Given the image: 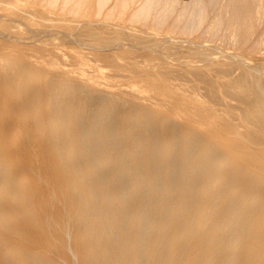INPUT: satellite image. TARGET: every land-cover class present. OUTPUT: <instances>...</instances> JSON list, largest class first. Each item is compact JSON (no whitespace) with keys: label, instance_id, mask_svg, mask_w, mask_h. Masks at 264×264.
<instances>
[{"label":"bare ground","instance_id":"bare-ground-1","mask_svg":"<svg viewBox=\"0 0 264 264\" xmlns=\"http://www.w3.org/2000/svg\"><path fill=\"white\" fill-rule=\"evenodd\" d=\"M259 1L0 0V264H264Z\"/></svg>","mask_w":264,"mask_h":264},{"label":"rangeland","instance_id":"rangeland-1","mask_svg":"<svg viewBox=\"0 0 264 264\" xmlns=\"http://www.w3.org/2000/svg\"><path fill=\"white\" fill-rule=\"evenodd\" d=\"M185 1H187V0H185ZM261 1V2H260ZM259 1V5H258V7H257V9H259L260 11H261V14H260V16H261V18L262 19H264V0H260ZM260 6V7H259ZM262 8V9H261ZM216 14H214V19H213V21L214 22H216L217 21V19H219L220 18V16L218 17V16H215ZM262 34V35H261ZM260 34V36L261 37H264V33H261ZM191 35V36H190ZM190 35H187V36H190V37H194L193 36V34H190ZM186 36V37H187ZM197 36V35H196ZM196 36L194 37V38H196ZM203 39H206L205 37H203L202 38V36L200 37V41H202L203 43L204 42H206V43H211L210 41H207V39L206 40H203ZM264 39V38H263ZM210 40V39H209ZM57 41L58 42H60V45H59V48H58V50L57 51H59L60 53H61V55L60 56H58V55H56L55 56V58H54V60H55V62L57 63V66L59 67L62 63H66L67 65H74V62H76V61H82V60H85V57H83V55L82 54H89V53H87L88 51L87 50H85V51H87V52H85V53H81V52H84V49H82V51L80 50V48H78L77 49V51L79 50V52L81 53V54H79L77 51H76V48L75 49H72V48H68L67 46H65V45H63L62 43H63V41L61 40V39H57ZM197 42H199V41H197ZM196 44V43H195ZM212 44H214V45H216V46H218V51L217 52H215V54L217 55V56H220V54H219V52H224V51H226V50H229V51H231V49L233 50V48L234 47H232V46H229L227 43H223V42H221V40H217L216 42H214V41H212ZM9 50H7V49H5V51L4 52H12V51H14L15 49H12V48H8ZM7 50V51H6ZM10 50H12V51H10ZM23 50L25 51V52H27V53H29V54H36L37 56H42L41 54H40V52H38L36 49H34V48H32V47H28V46H26V47H24L23 48ZM261 53L263 54V57H264V47H263V49H262V51H261ZM1 54V53H0ZM15 54V53H14ZM246 54L248 55V56H252L251 55V53L250 52H246ZM90 55V54H89ZM187 55V51L185 50V49H182L181 50V56L182 57H184V56H186ZM48 56H44V58L46 59ZM89 57H91V56H89ZM54 62V61H53ZM86 62V61H85ZM85 62H84V64L82 63V67L84 68L85 67V69H89V71L90 70H93V68H92V66L90 65V63H88V64H85ZM56 63H53V64H56ZM260 63H262V64H264V59H262V60H260ZM52 66H56V65H52ZM56 66V67H57ZM190 78H185L184 77V79H185V81H184V84H187L188 85V88L190 87H194V86H201L202 85V87H204L205 86V84L203 85V82L202 81H196L195 80V78L192 76V75H188ZM117 79H119V78H117ZM188 79H189V81H188ZM102 81H105V79H103ZM191 81H193L194 83H195V81H196V85H194L193 86V84L194 83H192ZM105 82H108V81H105ZM189 84H188V83ZM199 83V84H198ZM191 84V85H190ZM190 85V86H189ZM122 88H125L126 86L125 85H123V86H121ZM187 87V86H186ZM186 87H184L183 88V92H185L184 94L186 95V97L187 96H189V93H191V91H192V93H193V91H194V93H193V95L196 93L195 92V90H190V88L188 89V88H186ZM202 87H200V91L199 90H197V94H200V95H196V96H193L192 95V93H191V96H189V97H187V99H188V101L187 102H189L190 101V103H192V104H195L194 102L196 101L197 102V100H196V98H198V99H200V101H204L203 103L205 104V103H207L208 105H206V106H214L215 108H217L218 107V109L219 110H217V114L216 115H214V117H215V119H220V120H224V119H226V118H228V119H232L233 117H234V114L235 113H238L240 110H238V109H231V110H229V111H224V110H220L221 108H223V105H222V102L220 101V103L221 104H219L218 103V101H216L215 102V100L214 99H212V101L214 100V104L215 105H219V106H215L213 103H212V101H210L211 99H207V96H205L204 94H203V92H204V90H202V89H204V88H202ZM182 89V88H181ZM181 89H180V91H181ZM192 89H194V88H192ZM185 90V91H184ZM186 90H188L189 91V93H187V91ZM145 93V91H143V94ZM203 94V95H202ZM145 95L147 96L148 95V93L146 92L145 93ZM222 96H223V94H222ZM192 97V98H191ZM190 98V99H189ZM201 98H203V99H201ZM223 98H226L227 100L229 99L230 101H231V103H233V104H235V105H241L240 104V101L238 100V101H236L237 99L235 98L234 99V97H227L226 95H224L223 96ZM232 98H233V100H232ZM194 101H193V100ZM235 100V101H234ZM209 101H210V104H209ZM239 102V103H238ZM146 103H148V102H146ZM213 105H212V104ZM225 103V102H224ZM202 104V103H201ZM232 104V105H233ZM197 105H198V102H197ZM221 105H222V107H221ZM234 105V106H235ZM154 106V105H153ZM152 106V107H153ZM9 107H10V110L9 111H7L6 113H5V115H6V124L4 125V126H6V125H8L9 127H10V129L11 130H13V134L14 135H12L11 137H8V145L10 146V149H16V148H14V146L16 147H18L19 146V142H20V145H22V143H24V138L25 137H29V135H25V131H24V128H23V130L21 129L22 127H21V125H23L27 120H28V117H27V115H25V113L23 112V111H21V109H18V108H16L15 106H14V104L13 105H9ZM156 108H158V107H160V106H155ZM154 107V108H155ZM205 107V106H204ZM224 107L225 108H223V109H226V110H228V108H226L227 106L224 104ZM162 108V107H161ZM163 109V110H162ZM161 110L164 112V108H162ZM167 110V109H166ZM167 112V111H166ZM183 117V116H182ZM187 117V116H186ZM179 118H181V117H179ZM182 120H183V118H182ZM218 126H220V125H218ZM205 127H209L208 125H206V124H204L203 126H201V128L203 129L204 128V130H206V129H208V128H205ZM221 128V127H220ZM21 129V130H20ZM19 130V131H18ZM241 130V132H242V130L244 131V129L243 128H241L240 129ZM216 132H219V128L217 129L216 128V130H215ZM21 132V133H20ZM22 133H24V135L22 134ZM23 136H25V137H23ZM18 140H17V139ZM23 138V139H22ZM21 140H22V142H21ZM17 142H18V145H17ZM13 144V145H12ZM35 145L33 144V147H34ZM36 148H37V146H35Z\"/></svg>","mask_w":264,"mask_h":264}]
</instances>
